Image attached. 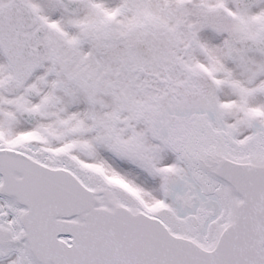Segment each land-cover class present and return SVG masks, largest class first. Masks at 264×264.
Masks as SVG:
<instances>
[{
  "label": "snow or ice",
  "instance_id": "1",
  "mask_svg": "<svg viewBox=\"0 0 264 264\" xmlns=\"http://www.w3.org/2000/svg\"><path fill=\"white\" fill-rule=\"evenodd\" d=\"M0 264H264V0H0Z\"/></svg>",
  "mask_w": 264,
  "mask_h": 264
}]
</instances>
